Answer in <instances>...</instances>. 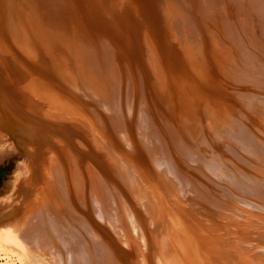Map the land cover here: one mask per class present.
<instances>
[{
	"label": "bare ground",
	"instance_id": "6f19581e",
	"mask_svg": "<svg viewBox=\"0 0 264 264\" xmlns=\"http://www.w3.org/2000/svg\"><path fill=\"white\" fill-rule=\"evenodd\" d=\"M4 1L5 0H0V7L1 9H3V12H1L0 10V24L4 26L6 23V27L0 25V40H3V37L5 40L10 38V42L15 43V46H12L10 44L8 45L7 48L2 47L0 49V157L6 156L7 152H9L12 148H16V150L22 153L23 160L18 164V172L14 177V180L9 184V189L11 190V194H12L11 196L12 198H14L13 200H18L17 203L19 204V206L27 205V204L32 205L33 203H35L34 199L36 198L39 207H40L39 201L41 199L44 201L43 204L47 203L50 206L46 205L45 207L48 209V211L46 209L43 210L46 211V213L44 212L43 214L44 216H42L43 219H39L40 224L36 225L38 226V229L35 227V224L31 225L33 231L30 234H26V232L22 233L23 232L22 229L19 231V233H17L18 228L21 225V222L24 220L23 219L24 217L22 218L23 220L21 221L19 219H16L15 222L12 221L9 222L10 218L12 219V217L11 215L10 216L6 215V214H10L9 211H7V213H5L2 218H0V238H1L0 264L23 263L24 261V260L22 261L23 257L22 255H19L21 253H19L18 255L14 254L13 249L9 246H8L9 248L6 247V249H4L5 245L3 243L9 245V243H7L6 240H8L11 236L15 235L20 237V235L24 236V234L26 235V238L25 241H23V244L28 243V245H30L32 242H34V239L32 238L38 237L37 241H41L39 246L42 248L46 247V250L49 249L47 247L50 246L45 244L44 243L45 240L41 237L44 238L45 237L47 238V236L50 237L49 239H52L53 242L54 241L57 242L58 244L57 246L61 245L60 248L61 251L63 252L64 260L67 262V264L74 262L84 263L85 253L91 256L94 259V261L98 263L100 255L98 256L97 254H95L96 251L93 247L94 244L92 243L91 238L88 235L90 233L89 230L91 229V226L97 223V221L95 220L93 222V219L90 216V209L92 210V208L91 206H89V202H90L89 197L91 193H93V191L91 190V185L94 183L93 181H95V179H98V177L100 179H102L103 177L106 180L113 179L114 174L117 175L119 178H122V176L128 177L130 175L128 174L130 168H127V166L134 167L135 171L137 170V172H139L148 180L147 183L150 184L152 192L154 196L157 198L156 200H159L162 203V198H163L164 202L166 201L165 204L167 208L165 209L167 210H165V212L168 214L170 213L171 215H173V217L178 219L177 220L178 225H176V223L172 224L170 225V227L168 226V230L166 231L168 235V241H167L168 244L166 246L170 250H173L174 252H178L177 259L181 261L180 263L178 261L176 262L182 264L183 261L186 262L192 256L195 258L197 257L201 258L202 264H217L212 257L207 256V255H212L213 254L212 252H215L217 255L222 257V261H219L218 264H235L234 261L232 262L230 261L231 263H229V261L226 259L225 254L227 253V251L225 252L220 245L218 247V245H216V243L213 242V239L211 240L207 237L208 236L207 226L206 227L203 226L205 228L202 229L200 226L201 224L198 222L200 220L198 221L194 220L196 217L193 218L191 213H188L187 211L185 213H182V215L178 213L179 205L177 206L176 201H174L172 198V196L174 197V191L173 193H169L168 191L169 189H168L167 190L168 197L167 198L164 197L165 195L163 194L164 187L167 189L168 186L167 184L164 183L169 181L167 179L164 180L161 179L165 177L164 175L162 176L161 174H163V172L166 173L164 170L161 169H166L165 166L168 165L167 162L168 157L166 153L163 152V150L161 149V153H159L157 158L158 163L156 165L158 167H155V164L151 160V155L153 154V152H151L152 146H149L150 148L146 149L145 146L148 144L147 141L149 140H147L148 137L143 139L144 135L145 134L147 135L146 132L147 129H145L144 128L145 126H143L142 124H139V118L134 115V113L132 112L133 110L129 109V111H127L129 113H127L126 115L123 114L124 117L122 119L124 124H126L127 121V124L130 126V128L128 129L126 128V133L124 134L125 137L127 135V137L129 138V139L126 138L127 140H129L127 144L124 143L121 139L122 137V135H120L121 125H119L118 123H114L117 121V119L113 117L115 115L113 106L118 105L119 103L118 105L119 108L123 107L120 103H122V99L124 100L125 93L123 92L121 85L119 84H116L117 86L114 85V83L116 82L115 77L117 74V72L115 73V67H113V65L115 64L112 63V61L114 60L111 61L110 58L109 59L105 58L103 53L106 50V48L108 49V47L104 41L102 42L99 39L100 35L98 34L97 28L94 27H99L100 29L99 28L98 29L101 30L102 33H104V35L106 34L108 39L112 38L111 41H109L110 44L115 42L119 43V40L123 42V43H119L122 44V48H119L120 57L118 58L121 59L122 57V60H126L127 54L129 53V55H131L133 60L135 61L133 66L135 70V68L141 66L139 65L141 64L139 63L141 62V58H142L141 55H144L143 58L145 59V55L148 53L147 49L149 47H152L154 45L157 48H160V44L162 45V43L159 42L158 36L156 35L155 31L154 33H152V30L149 29L150 26L149 27L147 26L149 24L145 25V23L147 22V19H151V18L153 19L154 15L162 16L161 12H163L164 15L167 14L172 16L174 14L173 9L172 8L169 9V6L167 4L165 7L161 6L162 3L165 2L166 0H73L74 6L72 5V8L74 15H72L69 12L67 13L65 21H62L60 24L51 23L53 25L52 30L49 31L47 30V33H45L44 31L43 43H37V41H34L33 39H29L30 36L27 37L21 36L17 38L18 39L17 42L13 41V36H17L18 32L20 31L17 29L15 23H13V28H11L10 22L6 19H2L3 17L5 18L4 14L8 12V7L3 4ZM44 1L45 0H43L42 2ZM245 1H247L248 6H250L249 10L253 11L252 15H251V11H249L250 13L248 17L251 16V18L256 19L257 21L259 19L264 20V3L262 4L258 3V0H245ZM54 3L57 6L63 8V6L59 2H54ZM169 3L171 4L172 0H170ZM177 3L178 4L182 3L185 6V8L182 9V11L185 10L186 11L180 15V19L178 20V22L179 25H182V27L186 25L184 26L185 29H183L184 32L182 31V35L184 36V34L186 33V36L181 41L179 39L174 40V45L176 46L178 53L176 54L175 52H173L172 54H170L171 58H173L172 60L173 61L176 60L175 63L173 61H169L174 63L172 65V69L170 70V72L167 70L168 72L166 73L165 65H164L166 64V61L162 60V59H167L166 54L163 52H162V56L160 55L159 52L157 54V56L159 55L161 57L160 58L158 56L160 58L158 60L159 65H161V67L159 66L160 72H162L164 76H165L164 73L170 75V77L166 76L167 78V80H165L166 86H162L159 84L160 85L159 89H161L167 95L165 98L168 99L169 101L168 103L171 104L172 108L170 109L168 108L170 107L169 104L167 107L169 113L160 112L161 115L164 114L163 116L166 119L165 118L163 119L162 116H159L160 118H157L156 117L157 115L155 116L154 114L155 117H151V120L152 122H154V124L156 123L161 130L162 127H164V124H166V121L168 120L166 125L168 127L170 136L172 135L171 140H173V142H175L176 145H178V141L180 142L179 144H181V146L179 147V149H181V152H185L187 153V155L191 156L192 154L195 153V151L199 148V146L203 144L202 146L203 149L210 148L214 154L215 153L217 154V156H214L213 154V157H215L214 162H216V159L219 161L222 160L221 162L215 165L216 167L215 169H217L218 171H222L224 173H228L229 172L228 170L230 169H232L237 173L244 171V174H247V176L239 177V179H241L243 182L239 181L232 174H231V178L235 180L236 188L238 187L241 190H245L246 185L247 187L249 186L251 187V185L255 180L250 175V172L253 169H251L250 165L247 163L248 161L246 162L244 157L238 154V152H233L232 149L228 148V145L225 146L224 144L227 143L228 139L235 141V139H233L231 136L236 137L237 139H239V141H237L236 139L235 146L243 149L244 145L246 146L249 144L252 147L253 154L257 155L258 162H264V144H261L262 139L259 140V138H257V136L254 133L247 130L242 125L243 123L241 119L239 118L236 119L235 116L236 114L231 115L230 113H228L229 110L231 112V110L233 109L232 106L231 108H229V104H223L218 101V100L222 101V99L219 98H226V99L232 98L233 95L231 97H228L227 95L233 93V91L231 90L232 92L230 91L223 92V90L220 89L221 87H219V85L226 83V79L227 78L231 79L233 76H231V74L228 75L226 72L221 73V75L217 74L219 71L214 73L216 77L214 78L213 82L214 83L217 82V83L216 84L212 83V85L214 84L215 88L214 86L210 87L214 89H212L209 92L207 89L208 86L207 84H205L203 80L206 74H204V76L202 75V70L200 68L197 69L198 63L196 64L195 61L196 58L193 59L194 58L193 55L195 53L198 54V52L201 51L202 48H200V46H202V44L204 45L203 48H205V50H207V48H209V50L216 48L219 49L218 51L220 55L217 58L219 59L221 57L222 63L225 62L227 64H230L232 62L231 56L232 54L236 55V52H238L237 56L240 55L239 50H236L237 45H235L237 38H234L233 35L231 34L229 35L226 32L227 29H223V28L227 25H230L227 24L228 18H231L235 26L237 25V28L241 26L242 24L241 21L243 19H241L240 21L239 19L235 18L237 14L235 13L236 15L235 16L234 12L233 13L229 12L231 9L228 8L231 7L232 4H234L233 7L237 9L239 6H241L240 4L241 0H239V2L238 0H177ZM136 4H138L137 9H133L131 13L130 6L136 7L135 6ZM220 7H223L224 9L227 8L226 11L224 12L225 14H221V15L216 14L217 9H219ZM13 8H15V6L9 4V10L10 9L12 10ZM195 16H197V18ZM200 16H202L203 18L201 19L202 20L201 24H203L206 27L207 33H212V36L214 37L209 38V37H204L202 35L201 37L196 39L194 37L195 39L194 40L192 37L193 35H190L191 27L193 25L195 26L196 25L195 23H198V18H200ZM9 18L12 17L9 16ZM19 18L26 21V25L29 31L30 29H33L30 20H28L29 18L26 19L24 18V16ZM126 18H128V22L130 21L128 24L129 27L132 29V33H131L132 40H128L129 44L127 41L122 40V38L125 35L122 37V35L119 33V32L123 33L120 30V28H122L123 26L122 23L124 22V20L125 21L127 20ZM260 21L259 23H261ZM178 22L174 24H178ZM171 23L172 21L164 17L162 18L160 23L162 25L161 27L162 30L167 35L168 42L171 41L170 38L171 36L169 37L170 28L172 26ZM221 24L222 25L225 24V26H222ZM107 27L109 28L107 29ZM195 27H194V34L197 33L195 31ZM118 28L120 31H118ZM223 30H226L225 36L227 37L228 35L227 40L226 38L225 40L227 42L228 41L232 42L231 44L234 45V51L232 52L227 51V50H232V49H228L227 47L229 45L228 43L224 42L223 44L221 42L222 41L221 37L225 33L223 32ZM173 32L176 34V29H174ZM151 36L154 37L153 38L154 40L150 39ZM178 36L180 37V34ZM46 37L48 39H59L63 42L64 46L66 43H70L69 45L73 49L70 52L67 51L63 52L62 50H59L61 46L58 44V42L55 43V46L58 48V50H55L56 48L55 49L50 48L51 47L50 45L49 47H47L46 45L47 43H44ZM72 39H76L74 42V46L73 44H71ZM133 43L138 48L136 55H134L133 52L134 50H132L131 48V45L134 46ZM19 45L22 47H19ZM197 47L198 49H196ZM173 49L174 47L171 48V51ZM123 53H125V55ZM39 54L44 55L43 59L39 58ZM11 55L16 60V64L14 66H11L12 65L11 64L12 61L10 58ZM116 55H115V59H116ZM133 56L135 57V59ZM38 59L40 60L38 62H35ZM206 64L209 65V62ZM121 65L120 66L117 65V66L121 67ZM229 66H233L234 67L233 69L236 70L234 71L233 74L235 75V77L233 80H230V82L231 83L236 82L235 80L238 79L239 77L238 67L236 68L235 64L234 65L230 64ZM150 70L152 69L150 68ZM33 72L35 74H33ZM208 72L211 73L210 71ZM135 74H136L135 76H137V71ZM159 75L161 74L159 73ZM141 77L143 76L141 75ZM222 78H224L225 82H222ZM233 85H237L238 88L241 87L240 84L237 83H233ZM148 86L149 85L147 83L145 88V95ZM44 89H47L50 92L53 91L54 93V99L48 102V104H46L45 101ZM159 89H157V93L160 96L161 93L158 92ZM135 91L137 90L135 89ZM135 91L133 93H135ZM147 94H149V92ZM116 96L117 99L115 100ZM132 96H133L132 98H134L135 94ZM159 96L157 97L159 98ZM161 96L163 97L164 95L161 94ZM245 97L247 98V96ZM143 98L146 100L148 96L146 95ZM162 101L163 98L161 102ZM245 101L246 102H243V104L246 107H250L254 110V108L256 107V103H253L251 101L250 96H249V100H245ZM165 103L167 104L166 100ZM148 104H151V102L150 103L147 102V105ZM159 105L160 107L163 106L162 109H165L163 104L162 106L161 104ZM136 106L134 105L135 109L137 108ZM194 109L197 110L195 111L196 113L194 112ZM215 109L217 110L215 111ZM160 110L161 109H159V111ZM191 110L193 112H191ZM123 111H124V107H123ZM141 119L143 120V118L140 117V120ZM248 120L249 118H246V121ZM150 126L151 125L147 127ZM138 127L139 128L142 127V135L138 130L139 135H141L140 138L139 137L137 138V134L135 131V129ZM158 127L157 130H159ZM201 128L203 129L201 130L202 132L199 130ZM90 132L94 134L92 135ZM111 132L114 133V135L111 134ZM215 132L216 133L224 132L225 134L223 137L218 138L215 136ZM152 135L153 134H151V136ZM156 137L160 142L162 141L161 136L157 135ZM98 140L103 142V144L107 145L109 148H113L114 151L118 153L122 152L121 155L122 159L119 160L122 166L121 164L118 165L119 162H117V160L108 162L106 158L104 159L107 162L106 164L101 159L105 157L104 155L105 153H103L104 150ZM242 140L243 142H240ZM247 140L250 141L248 142ZM200 142L203 143L199 145ZM220 143H223V145ZM241 143H244V145H240ZM124 144H126V146H129L130 150L132 151L127 152L126 150L129 149H127L128 147H124ZM226 154H232L230 155L231 156L230 160L229 159L224 160L223 155ZM161 160L162 163L160 162ZM152 163L154 165H152ZM175 166L178 167L179 164L171 165L170 168H168L170 170L169 171L170 175L169 177L168 176L167 177L170 180H172L170 178V176H172L173 179L176 180V183L174 184H176L177 187L176 191L180 197L179 199L184 200L187 204H190L188 205L189 207L193 208V210L195 211H199L200 214L203 215L204 210L202 208H204L203 205L208 202V200H206L207 197L205 198L204 196L194 195V193L198 189L197 187L199 185L198 179H201L202 181V178L200 177L198 178L196 176L198 174L200 175V173H198L200 171H198V169L186 170L188 171V175L190 178L194 176L196 179H194L193 177L191 181L188 180L182 181L181 177H183L184 174L182 170H184V168L179 166L182 169L181 170V169H177ZM237 169L238 170L241 169V170L237 171ZM115 178L116 176H114V179ZM233 180L232 182H234ZM185 181H187L188 185L183 183ZM120 186L123 189L122 185ZM122 189L119 190L123 193H126L124 192L125 189H123V191ZM247 191L249 192V194L250 193L252 194L251 189ZM121 192L118 193L121 194ZM80 195L83 196V200ZM179 199L177 200V202L180 204L181 202H179ZM243 199L245 200V198ZM80 200H82V202H85L84 205L85 209L84 208L81 209L80 207H78L79 209L78 212L80 214L78 217L75 214V212L72 210V208L74 205L78 204ZM203 200H206L207 202ZM10 201L12 200L6 197L4 200L0 201V206H5L7 203L10 204ZM98 205L99 208L95 209L96 216L97 215L99 216V213L102 214V211H105L106 213L109 212L108 208L110 207L108 206L107 208L106 200L102 199L100 200V202L98 201ZM209 207L212 208L211 205H209ZM10 208L8 206V209ZM69 208L71 214L66 213L69 210ZM50 209H54L53 211L55 212H53L52 210L50 211ZM208 209L210 210V208ZM127 214L128 211L126 215ZM13 215L15 216V213ZM195 215L198 216L199 214H195ZM17 216H19V214ZM105 219H106L105 222L109 220L110 221L114 220L112 218H107V217ZM41 221L43 224H41ZM120 221L121 219H118V222ZM130 221L129 223H131ZM105 222L103 221L101 222L102 224H97V226H95L100 230V235L99 234L97 235L103 238L102 241L104 245L105 242H107L105 240L107 239L111 240V242L103 246V248L101 247L100 249L102 255L100 264H122V245H121L120 237L118 243L117 242L118 240L115 239V237L116 238L118 237L116 235L114 237V235L109 234L107 229L102 226L105 224ZM154 223H158L157 220ZM120 224L122 225V223ZM241 224L239 225L241 226L240 228L242 231L243 228ZM42 225L46 226V228L41 230L39 228L43 227ZM197 226H199L200 229H202L201 233L199 234V240L201 239V242H196V241L194 242V240L191 237H189V235L192 234L193 237L197 238V234H193L194 231L192 230V228ZM243 227H245L244 229L247 228L245 225ZM131 231L132 230H130V232ZM150 232H152L151 234L152 236L154 232L153 231ZM214 233H216V231H214ZM146 234L148 233L146 232ZM239 234L241 235V232H239ZM65 235H69L70 237L73 238V240L71 241L72 245L69 246L66 245V240L64 239ZM154 235L152 236V238L154 237ZM108 236H110L111 238H107ZM189 238L193 240L191 244L189 243ZM147 240L149 239H146V241ZM153 241L155 242V240ZM20 243H22L21 239H20ZM26 245L27 244H25V246ZM156 246L157 245H154V247ZM14 247L15 246H13V248ZM197 247L198 249H200L199 251L197 250ZM208 247L210 249H208ZM106 248L109 250V253H112L113 256L117 259L115 260L116 263L115 262L109 263L107 261L108 258L105 254V251L107 252ZM16 250L18 253L19 250L18 249ZM129 251H126L124 253L126 255L123 254L124 264L133 263V261L131 262V259L129 258L131 252ZM156 251L159 254L158 252L159 250L156 249ZM71 252L73 253L71 254ZM222 253L225 254L221 255ZM259 254H261V252ZM55 255H56V257H54L55 259L50 260V262L55 264H60L59 263L60 258L58 256L57 251ZM260 256H257L254 259L256 260H258L257 258L264 259V255H260ZM149 257H151V255ZM25 259L27 261L31 260V259L28 260L29 258L27 256ZM256 260H254V264H260L258 262H255ZM36 261H38V259H36ZM150 262L153 263L151 259Z\"/></svg>",
	"mask_w": 264,
	"mask_h": 264
},
{
	"label": "rangeland",
	"instance_id": "374dc122",
	"mask_svg": "<svg viewBox=\"0 0 264 264\" xmlns=\"http://www.w3.org/2000/svg\"><path fill=\"white\" fill-rule=\"evenodd\" d=\"M42 1L43 0H40V1L39 0H5L4 1L3 4L8 7V12H6L4 14L5 18L3 17L2 19L8 20L11 24V28H13V23H15L17 29L20 31V32H18L17 36H13L14 42L18 41V39H17L18 37L30 36L29 39H33L34 41H37V43H43L44 31H45V33H47V30L48 31L52 30L53 25L51 23L60 24L62 21H65L67 13H69V12L72 15H74L73 8H72V5L74 6L73 0H45L44 2H42ZM169 1L170 0H166L165 2L162 3L161 6L165 7L167 4L169 6V9L172 8L174 11V14L172 16L167 15V14L164 15V13L161 12L162 16H160V15L155 16L154 15L153 19L152 18L147 19V22L145 23V25L149 24L147 26L148 27L150 26L149 29L152 30V33H154V31H155L156 35L158 36V40L160 43H162V45L160 44V48H157L154 45L152 47H149L147 49L148 53L145 55V59L143 58L144 55L140 54L142 57L141 62H139V63H141V64H139V65H141L140 66L141 68L137 67L134 70L133 66H134L135 61L133 60L132 56L129 55V53L128 54L126 53L127 54V57H126L127 59L125 58L126 60H122V57H121V59L118 58V57H120L119 48H122V44H119V43H123L122 41L119 40V43L115 42V43H111L112 44L111 45L109 43V41H111L112 38H109L110 39L109 40L107 35L106 34L104 35V33H102V31L99 30L100 29L99 27H94V28H97L98 34L100 35L99 39L102 42L104 41L108 47V49L106 48V50L104 48L105 51L103 54H104L105 58H108V59L110 58L111 61L114 60V61H112V63L115 64V65H113V67H115V73L117 72L116 77H115L116 82L114 83V85H116V84L121 85L122 90L125 93V98H124V100L122 99L123 104L120 103L124 107V111H123V107L119 108V106H118L119 103H118V105H114L115 107L113 106V109L115 111V115L113 117H115V119H117V121L114 123H118L119 125L122 126V127L120 126V135H122L121 139L124 143L127 144L129 142V140L126 139L128 137H127V135L125 137L124 134L126 133V128L127 129L130 128V126L127 124V121H126V124H124L122 119L124 117L123 114L126 115L127 113H129V112H127V111H129V109L133 110L132 112L134 113V115L139 118V124H142L143 126H145L144 128L147 129L146 130L147 135L145 134L143 139L148 137L147 140H149V141H147L149 145L146 143L147 144L145 146L146 149L150 148L149 146H152L151 152H153V154L151 155V160L155 164V167H158L156 164L158 163L157 158H158L159 153H161V149L163 150V152L166 153V155L168 157L167 158L168 165L165 166L166 169H161V170H164L166 172V173L163 172V174H161L162 176L163 175L165 176L164 178H161V179H163V180L167 179L169 181V182L164 183V184L168 185L167 189L164 187V191H163L164 192L163 194H165L164 197L165 198L168 197L167 196V190L168 189H169L168 190L169 193H173V191H174V197L171 194L170 195L172 196L173 200L176 201L177 206L179 205L180 209L178 208V210H179L178 213L180 215H182V213H185L187 211L188 213H191L193 218H195V217L197 218V219L195 218L194 220H196V221L200 220L198 222L201 224L200 226L202 229L207 226L208 227V230H207L208 236L207 237L211 240L213 239V242L216 243V245H218V247L220 245L225 252L227 251L226 254L222 253L221 255L225 254L226 259L229 261V263L234 261L235 264H238L239 262H241L239 264H254V260H256L254 258H256L257 256H260V255H264V223H262V222H264V200H263L264 199V162H258L257 155L253 154L252 147L249 144L245 146L244 143H241L240 145H244L243 146L244 148L242 149V148L235 146V144H236L235 141L237 139L236 137L231 136L233 139H235V141L231 140V139L227 140V143H225L224 145L225 146L228 145V148L232 149L233 152H238V154H240L242 157L245 158L246 162L248 161L247 163L250 165L251 169H253L250 172V175L253 177V179H255L253 184L251 185V187L250 186L247 187V185H246V189L244 188L245 190H241L240 188L235 187V180H233L231 178V174L234 175L239 181L243 182L241 179H239V177L240 176H247V174H244V171L237 173V172L233 171L232 169H230V170H228L229 172L227 171L228 173H224L222 171H218L217 169H215L216 168L215 165L217 163L221 162L222 160L219 161L216 159V162H214L215 157H213V154H214L213 151L210 148L203 149V147H202L203 142L199 143V145L200 144H202V145L199 146V148L191 156L187 155V153H185V152H181V149H179V147L181 146V144H179L180 142L178 141V145H176L175 142H173V140H171L172 135L170 136L169 131H168V127L166 125L168 120L166 121V124H164V127H162V130L160 129V127H158V125L156 123L154 124V122H152V120H151V117H155L156 115H157L156 116L157 118H160L159 116H162L164 119L165 118L163 116L164 114L161 115V113H163V112L169 113L168 108L169 109L172 108L171 104L168 103L169 102L168 99L165 98L167 95L161 89H159V87H160V85L166 86V84H165V80H167L166 76L170 77V75L166 74V73L168 71L170 72V70L172 69V65L176 62V60L175 61L172 60L173 58H171V55H170L173 52H175L176 54L178 53L177 48L174 45V40L179 39L181 41L186 36V33L184 34V36L182 35V31L184 32L183 29H185L184 26H186V25H184L182 27V25H179V22H178V20L180 19V15L186 11V10L182 11V9H184L185 6L182 3L178 4L177 0H172L171 4L169 3ZM54 2H59L63 6V8L57 6ZM238 2H239V0H238ZM247 3H248L247 1L241 0V3H240L241 6H239L237 9H235L233 7L234 4H232V3H231L232 8L228 7L231 9L229 12H232V13L234 12V15H235V13L237 14V16L235 15L236 17L234 16L235 18L239 19L240 21H241V19H243L241 21L242 24L240 27L237 28V25L235 26V24L232 22L231 18L227 19V24H230V25H227L228 28H227V26H225V24H223V25L221 24L222 26H225L223 29H227V31L223 30V32L226 31L229 35L231 34V35H233L234 38H237L235 45H237L236 50H239L240 55L237 56L238 52H236V55L232 54V56H231L232 62L230 63L231 65L235 64L236 68L238 67V70H239L238 71L239 77H238V79L235 80L236 82H232V83L230 82V80H233L235 77V75H233L234 71H236L233 69L234 67L229 66L230 64H227L225 62L222 63L221 57L219 59L217 58L220 55L219 51H218L219 49L216 48V49L209 50V48H207V50H205V48H203L204 45L202 44V46H200V48H202L201 51L202 50L203 51L198 52L199 56L197 53H195L196 55L195 54L193 55V57H194L193 59L196 58L195 59L196 64L198 63L197 69L200 68L202 70V75L204 76V74H206L204 79L202 76V79L204 80L205 84H207V86H208L207 89L209 92L215 88L214 84L217 83V82H215V83L213 82L214 78L216 77L214 73L219 71L217 74L221 75V73L226 72L228 75L231 74V76H233L231 79H228V78L226 79V77H225L226 83L219 85V87H221L220 89L223 90V92L224 91L225 92L226 91H230V92L233 91V93H231V94L228 93L229 95H227L228 97H231L233 95L232 96L233 99L232 98H228V99L219 98V99H222L223 102L220 100H218V101L220 103H223V104H229V108H231V106H232L233 109L231 110V112L229 110L228 113H230L231 115L236 114L235 115L236 119L237 118L241 119V121L243 123L242 125L247 130L254 133L257 136V138H259V140L262 139L263 143L261 141L260 142H261V144H264V20L259 19L257 21L256 19L251 18V16L248 17L249 13H250L249 11H251V15H252L253 11L249 10L250 6H248ZM258 3H260V4L264 3V0H258ZM9 4H11L12 6L14 5L15 8H13L12 10L11 9L9 10ZM138 4L135 5L136 7L130 6V12L131 13H132L133 9H137ZM243 6H245V7H243ZM162 9H163V7H162ZM226 9H224L223 7H220L219 9H217L216 14L217 15L225 14L224 12L226 11ZM0 10H1V12H3V9H1V7H0ZM9 16H11L12 18H9ZM22 16H24V18H26V19L29 18L28 20H30V22L32 24L31 26H33V29H30V31H29V29L26 25V21L19 18ZM163 17L172 21V23H171L172 26H171L170 32H169V37L171 36L170 42H168L167 35L164 33V31L161 28L162 25L160 23H161V20ZM195 17L197 18V16H195ZM160 18H161V20H160ZM172 18H173V20H172ZM126 19L127 20L126 21L124 20V22L122 23V25H123L122 28H120V30L123 33H121V32H119V33L122 35V37L125 35L122 38V40L128 42V40H132V38H131L132 29L129 27V24H128L130 21L128 22V18H126ZM201 19H203L202 16H200V18H198V23H195L196 25L197 24L198 25L197 26L195 25L196 27L194 25L191 27L190 35H193L192 36L193 39H194V37H195V39L199 38L202 35L204 37H209V38L214 37V36H212V33H207L206 27L203 24H201V21H202ZM8 21H7V24H8ZM259 21L261 23H259ZM176 22H178V24H174ZM114 23H116V22H114ZM150 23H153V24H150ZM0 25L3 26L2 24H0ZM3 27H6V23ZM172 27H173V29H172ZM194 27H195V31L197 32L196 34H194ZM108 28L109 27H107V29ZM174 29H176L177 35L173 32ZM120 30L118 28V31H120ZM126 31H128V32H126ZM189 32H188V34H189ZM210 32H211V30H210ZM226 32L221 37V39H222L221 42L223 44H224V42L228 43L229 44L227 46L228 49H232V50H227V51L232 52V51H234V45L231 44L232 42L226 41L227 37H228V35H227V37L225 36ZM179 34H180V37L178 36ZM206 34H207V36H206ZM151 37H150V39L154 40L153 39L154 37H152V38ZM216 37H217V35H216ZM58 38H60V37H58ZM225 38H226V40H225ZM75 40L76 39L71 40V44H73V46H74ZM57 42L61 46V48L59 50H62L63 52L72 51L73 48L70 47V45H69L70 43H66V44L64 43L65 44V46H64L63 42L59 39H48L46 37V40L44 41V43H47L46 44L47 47H49V45H50L51 46L50 48H52V49L56 48L55 50H58V48L55 46V43H57ZM233 42H234V40H233ZM10 44L12 46H15V43L10 42V38L5 40L3 37V40H0V49L2 47L7 48L8 45H10ZM128 44H129V42H128ZM169 44H170V46H169ZM171 46L174 47V49L172 51H171V48H173V47H171ZM19 47H22V46L19 45ZM169 47H170V49H169ZM198 47L196 49H198ZM131 48H132V50H134L133 51L134 55H136V52L138 49L137 46L134 44V46L131 45ZM68 49H70V50H68ZM15 50H17V49H15ZM155 50L157 53L155 52ZM158 52L160 53L161 56H162V52L165 53L167 56V59H162V60L166 61V64H164L165 70H166V73H164L165 76L163 75L162 72H160L161 65H159L158 60L161 57L159 55L158 56L160 58L157 56ZM35 54H36V51H35ZM123 54L125 55V53H123ZM208 54L210 57L208 56ZM115 55H116V59H115ZM33 56H35V55H33ZM43 57H44V55L39 54L40 59H43ZM10 58L12 61L11 66H14L16 64V60L13 58L12 55L10 56ZM210 58H211V60H210ZM40 59L36 60L35 62H38ZM131 59H132V61H131ZM134 59H135V57H134ZM217 60H218V62L219 61L220 62L218 63ZM169 61H173L174 63L169 62ZM208 62H209V65L206 64ZM117 65L118 66L121 65V67H118ZM145 65H147V66H145ZM116 66H117L118 71L116 69ZM150 68L152 70H150ZM215 68H217V69H215ZM136 71H137V76H135ZM208 71H210L212 74L209 73ZM159 73L161 75H159ZM33 74H35V73L33 72ZM141 75L143 77H141ZM205 80H208V81H205ZM222 82H225L224 78H222ZM147 83L149 85L147 92H146V95L148 96V98H146V100H145L143 97L146 96L145 95V88H146ZM212 83H214V84L212 85ZM233 83L240 84L241 87L238 88L237 85H233ZM231 84H232V86H231ZM213 86H214V88H210ZM46 88H47V86H46ZM135 89L137 91H135ZM157 89H159L158 92H160L161 94L164 95L163 97L161 96V94H160L161 97L159 96V94L157 93ZM44 90H45V101H46V104H48V102H50L54 99V93H53V91L50 92L47 89H44ZM134 91H135V93H133ZM141 91H142L143 95L141 94ZM148 92L151 95V97L149 94H147ZM134 94H135V96H134V98H132L133 97L132 95H134ZM157 96H159V98ZM245 96H247L248 99ZM249 96L251 98V101L253 103H256V107L254 108V110L250 107H246L243 104V102H246L245 100H249ZM162 98H163V101L161 102ZM116 99H117V96L115 97V100ZM159 99H160V101H159ZM136 100H137V103H136ZM165 100H166L167 104L165 103ZM233 101H234V103H233ZM147 102H149V103L151 102V104H148L150 106L147 105ZM158 103L161 104V106L163 104L165 109H162L163 106L160 107V105ZM216 103H217V101H216ZM152 104H153V106H152ZM134 105L135 106L137 105L136 109L134 108ZM168 105L170 107H168ZM149 108L151 111L149 110ZM159 109H161V110L159 111ZM223 109H224V107H223ZM216 110L217 109H215V111ZM195 111H197V110L194 109V112ZM142 112H143V114H142ZM191 112H193V111L191 110ZM154 114H155V116H154ZM139 115L141 118H143L144 121L142 119L140 120ZM144 117H146V118H144ZM246 118H249V120L246 121ZM149 125H151L150 126L151 128L147 127ZM157 127L159 128V130H157ZM138 130L140 131V134L142 135V127H140V128L138 127L135 129L136 134H137V138L138 137L140 138L141 135H139ZM199 130L201 131L203 129L201 128ZM91 134L93 135L94 133H91ZM111 134L114 135V133H112V132H111ZM151 134H153V135L151 136ZM224 134H225L224 132H222V133H218V132L216 133L215 132V136L218 138L223 137ZM157 135L161 136V139H162L161 142L162 143L157 139V137H156ZM151 137H152V140H151ZM124 140H127V141H124ZM98 141L100 142V145L102 146V148L104 150L103 153H105L104 154L105 157L101 158V159L106 164H107V162L104 160L106 158H107L108 162L109 161H115V160H117V162H119V160L122 159V156H121L122 152L118 153V152L114 151L113 148H109L107 145L103 144V142H101L100 140H98ZM204 141H205V139H204ZM237 141H239V139H237ZM247 141L249 142L250 140H247ZM149 142H151V143H149ZM240 142H243V140ZM176 143H177V141H176ZM126 144H124V147H128L127 149H129L126 151L131 152L132 150H130V147L126 146ZM220 144L223 145V143H220ZM209 153H211V154H209ZM230 155H232V154L223 155L224 160H228V159L230 160V158H231ZM210 156H212V157H210ZM214 156H217V154L215 153ZM206 158H209V159H206ZM160 159H161V157H160ZM22 160H23L22 153H20L18 150H16V148H12L9 152H7L6 156L0 157V201L4 200L6 197H8L10 200H12V201H10V204L7 203L5 206H0V213H1L0 218H2L4 216V214L7 213V211H9L10 214H6L9 216L11 215V217H12V219L10 218L9 222H11V221L15 222L16 219H19L20 221L24 219L21 222V225L19 226L17 233H19V231L22 229L23 230L22 233L26 232V234H30L33 231L32 226H31L32 224H35V227L38 229V226H36V225L40 224L39 219H43L42 216H44L43 215L44 212L46 213V211H43V210L46 209L48 211V209L45 208L46 205H48V204L47 203L43 204L44 201L41 199L39 201L40 202V207H39V204H38L37 198H36V199H34L35 203H33L32 205L27 204V205L19 206V204L17 203L18 200H13L14 198H12V196H11L12 194H11V190L9 189V184H10V182H12L14 180V177L16 176V174L18 172V164ZM206 160H208V161H206ZM160 162L162 163V160ZM153 163H152V165H154ZM120 164H121V162L118 163V165H120ZM175 164L176 165L179 164V166L184 168V170H182L179 166H178L179 168L175 166L177 169H181L184 173L183 177H181L182 181L183 180L191 181L192 178L194 177L193 176L192 178H190L188 175V171H186V170L198 169V171H200V172H198V171L197 172L200 173L201 176L199 174L196 176L198 178L199 177L202 178V181H201V179H198L199 185L197 186L198 189L194 193V195L204 196L205 198L207 197L206 200H208V202L206 200H203V201L208 203V204L203 203L205 205V206L203 205L204 208H202L204 210V213L202 212L203 215L200 214L199 211H195V210H193V208L189 207L188 205H190V204H187L184 200L179 199L180 197L176 191L177 187H176V184H174V183H176V180L173 179L172 176H170V178L172 180H170L168 178L170 175V173H169L170 170L168 168H170L171 165H175ZM121 166H122V164H121ZM108 168H110V167H108ZM127 168H130V170L128 172V174H130V175L128 177L122 176V178H119L115 174H114V176H116L115 179H114V176H113V179H107V180L104 179L103 177H102V179H100L98 177V179H95V181H93L94 183L91 185V190L93 191V193L90 192L91 195L89 197L90 198L89 206H91V208H92V210L90 209V216L92 217L93 222L95 220V221H97V223L94 224L93 226H91V229L89 230L90 233L88 235L91 238L92 243L94 244L93 247L96 251L95 254H97L98 256L100 255L98 263H96L91 256H89L85 253L86 258L84 257V259H85L84 263L74 262V263H69V264H100V260L102 259L100 249H101V247L103 248V246H105L106 244L111 242V240H108V239L105 240L107 242H105V245H104V243L102 241L103 238H101L97 235V234L100 235V230H99V228H97L95 226H97V224H102L101 222H103V221L105 222L106 217L114 219L113 221L109 220V221L105 222V224L102 226L107 229L109 234L114 235V237H115V235L118 237V238L115 237V239L118 240L117 241L118 243H119V237H120V241H121V245H122V264H124L123 263V256L126 255L124 253L126 251H129V250L131 252L129 251L130 256L129 255L128 256L131 259V262L133 261L132 264H141V263L142 264H155V263L156 264H179L181 262L180 260L177 259L178 252H174L173 250H170L166 246L168 244L167 243L168 235L166 232L168 230V226L170 227V225L175 224V223H176V225H178V222H177L178 219L173 217V215H171L170 213H169L170 214L169 215L168 213L165 212V210H167V209H165V208H167L166 204H165L166 201L164 202V200L161 196L160 197L162 198V203L159 200H156L157 198L154 196L150 184L147 183L148 180L143 175H141L139 172H137V170L135 171L134 167L127 166ZM162 168H163V166H162ZM244 169H245V167H244ZM181 170H179V171H181ZM234 170H236V169H234ZM240 170L241 169H239V170L237 169V171H240ZM234 172H235V174H234ZM194 179H196V178L194 177ZM232 180L234 182H232ZM229 181H230V183H229ZM144 183H145V185H144ZM161 183H163V182H161ZM183 183L187 184V181H185ZM230 184L232 185V187ZM242 184H244V183H242ZM120 185H122L123 189L127 190V191L124 190V192H126V193H123L119 190V189H122ZM174 186H175V189H174ZM146 187H147V189H146ZM123 189H122V191H123ZM250 189H251L253 195L251 193L249 194V192L247 191ZM118 192L119 193L121 192V194H119ZM169 193H168V195H169ZM81 197L83 200V196H81ZM116 197H117V199H116ZM243 198H245V200ZM102 199L106 200L107 208H108V206L110 207V208H108L109 212L106 213L105 211H102V214L99 213V216L97 215L98 216L97 217L95 209L99 208L98 201L100 202V200H102ZM128 199H129V201H128ZM178 199H179V202H181L180 204L177 202ZM183 199H185V198H183ZM82 200H80V202H78V204L74 205L72 208V210L75 212V214L78 217L80 215L78 212L79 211L78 207H80L81 209H83L85 207L84 206L85 202H82ZM117 204H119V205H117ZM140 205H142L143 207ZM209 205H211L213 209L211 207H209ZM8 206H9V208L11 207L10 208L11 210L8 209ZM48 206H50V205H48ZM18 207H20V208H18ZM117 208H119V209H117ZM208 208H210V210ZM51 210L53 211L54 209H50V211ZM180 210H182V211H180ZM127 211H128V214L126 215ZM53 212H55V211H53ZM14 213H15V216L13 215ZM20 213H21L22 217H21ZM66 213L71 214L70 208ZM18 214H19V216H17ZM106 214H107V216H106ZM195 214H199V215L197 216ZM125 216L126 217L128 216V217L126 218ZM154 218L157 220L158 223H154L156 221ZM118 219H121V221L118 222ZM130 220H132V221H130ZM129 221L131 223H129ZM120 223H122V225ZM153 223H154V225H153ZM41 224H43L42 221H41ZM239 224L242 225V228H243L242 231L243 232L241 231V228H240L241 226ZM128 225H129V227H128ZM244 225L247 227L246 229H244L245 228V227H243ZM203 226H205V227H203ZM45 228H46V226H43V227H40L39 229L42 230ZM202 229H200L199 226L192 228V230L194 231L193 234H197V238L193 237L192 234L189 235V237H191L194 240V242L195 241L201 242V239L199 240V234L201 233ZM130 230H132V231L130 232ZM160 230H162V231H160ZM150 231L154 232L153 235L155 234L154 235L155 238L154 237L152 238L153 235L151 236L152 232H150ZM214 231H216V233H214ZM146 232L148 234H146ZM239 232H241V235L239 234ZM147 235L149 236V238ZM25 238H26L25 234H24V236L20 235V237L15 236V235L11 236L8 240H6V242L9 243V245L3 243L5 245L4 249H6V247L7 248L11 247L14 251V254L18 255L19 253H21L19 255H22V257H23L22 261L24 260L22 264H25V263L29 264V262H30V264H55V263L50 262V260L55 259L54 257H56V255H55L56 251H57L58 256L60 258V262L59 261L58 262L60 264H67V262L64 260L63 252L61 251V248H60L61 245L57 246L58 245L57 242L54 241L55 242L54 243L52 239H49L50 237H48V236H47V238L41 237L45 240V241L43 240L44 243L47 244L48 246H50V247H47V248H49L47 250H46V247L42 248L39 246L41 241H37L38 237H33L32 239H34V242H32L30 245H28V243L23 244V241H25ZM107 238H111V237L108 236ZM191 238H189L190 244H191V242H193V240ZM20 239H21L22 243H20ZM64 239L66 240L67 246L72 245L71 244V241L73 240L72 237H70L69 235H65ZM146 239H149V240L146 241ZM156 239H157V242H156ZM153 240H155L156 243ZM101 243H103V244H101ZM25 244H27V245L25 246ZM98 245L100 246V248ZM154 245H157V246L154 247ZM160 245H161V248H160ZM13 246H15L16 249L19 250L18 253H17V250L15 249V247L13 248ZM35 247H37V248H35ZM156 249L159 250L158 251L159 254L157 253ZM208 249H210V248L208 247ZM106 250H107V252L105 251V254H106L108 259L107 258H105V259H107V261L109 263L110 262L116 263L115 260H117V259L113 256L112 253H109V250L107 248H106ZM147 250L149 251V253ZM197 250L199 251L200 249H198V247H197ZM153 252L155 253V255ZM260 252H261V254H259ZM72 253L73 252H71V254ZM147 253H148V255H147ZM212 253H213L212 255H207V256L212 257L217 264L219 261H222V257L217 255L215 252H212ZM131 255H132V257H131ZM150 255H151V257H149ZM26 256L29 258L28 260H30V259L31 260L27 261L25 259ZM260 257H263V256H260ZM36 259H38V261H36ZM150 259H151V261H153V263L150 262ZM257 259L258 260H256L255 262H258L260 264H264L263 258H257ZM176 261H178L179 263ZM138 262H140V263H138ZM195 262H196V264H202L201 258H198V257L195 258L192 256L186 262L183 261L182 264H195Z\"/></svg>",
	"mask_w": 264,
	"mask_h": 264
}]
</instances>
